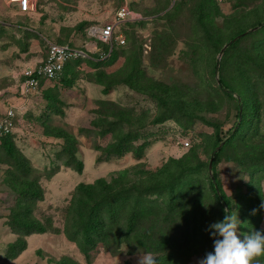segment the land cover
<instances>
[{"label": "rangeland", "instance_id": "1", "mask_svg": "<svg viewBox=\"0 0 264 264\" xmlns=\"http://www.w3.org/2000/svg\"><path fill=\"white\" fill-rule=\"evenodd\" d=\"M4 1L11 11L13 0ZM210 1L212 5L208 0H33L24 17L8 16L10 25L0 23V121L13 111L10 132L39 175L43 193L32 215L47 228L26 236V248L16 258H5L7 244L17 238L6 225L17 195L4 184L7 166L0 164V264H57L62 257L77 264H138L139 255L148 251L132 238L121 248L100 245L86 260L63 232L79 184H92L100 178L109 182L123 173L129 188L164 181L168 173L194 179L196 193L203 188L204 195L198 194L196 204L192 198L190 204L173 209L168 196H156L157 214L139 228L143 237L151 232L153 249L162 245L161 253L151 251L158 264H198L207 252L214 251L207 229L221 221L225 208L213 197L205 164L215 150L216 125H220L218 133L225 135L224 140L233 135V128L239 126V107L246 114L244 123L223 147L215 175L238 207L233 215L241 221L239 233L264 230V208H260L264 203V166L254 172L247 158L264 155V80L258 73H238L240 63L248 60L253 65L254 46L263 45L259 54L264 59V0ZM203 4L206 8L200 10ZM121 6L128 8L131 17L116 29V36L125 42L116 44L122 46L111 63L95 68L82 61L73 67L75 76L68 75L70 86L53 80L45 82L44 90L21 92L26 59L43 55L49 42L89 49L93 43L98 46L89 35L90 28L113 21ZM241 31L246 34L238 38L239 44L223 55L222 48ZM29 32H34L30 42L25 37ZM21 40L27 44H18ZM136 61L144 73L134 88L118 83L109 93H102V85L96 83L97 71L104 73L105 83L121 80ZM218 77L232 88L231 96L218 85ZM47 89L56 99H50L51 107L43 96ZM249 100L255 102L252 114L247 111ZM100 101L114 105L108 110L109 104ZM120 110L128 122L117 133L102 135L105 123L98 119L113 121L111 111L118 114ZM51 129L75 139L80 171L64 164L67 157L61 155V147L65 140L46 135ZM124 134H129L133 150L121 156L110 154L114 137ZM52 169L56 172L47 177L46 172ZM251 209L257 211L253 226L248 227ZM253 264H264V255L256 257Z\"/></svg>", "mask_w": 264, "mask_h": 264}, {"label": "trees", "instance_id": "2", "mask_svg": "<svg viewBox=\"0 0 264 264\" xmlns=\"http://www.w3.org/2000/svg\"><path fill=\"white\" fill-rule=\"evenodd\" d=\"M208 1V4L212 5V2L210 0ZM204 8H206V5L203 4L200 6V10ZM204 16H206L205 13L203 17ZM205 34L209 33L206 32ZM245 34L246 32L241 31L236 36H232L228 41V43L230 41L231 43L223 50L224 52L222 51L221 53L225 55L232 51L239 44L238 38ZM116 44H118V42L113 44L110 54L105 58L100 59L99 54L94 53L90 55L91 58H78L68 61L64 65L58 82L64 87L70 86L72 84V79L68 78V75H73V67L82 61H86L95 68L111 63L118 54V46H122ZM98 46L102 50H108L106 44L98 43ZM262 46L261 44L254 46L255 58L253 60V65H251L248 60L240 63L241 66L238 67V73L240 75L245 76L246 74L251 75L258 73L262 77V80H264V59L259 54ZM244 66L245 69H243ZM130 67L131 69L124 79H112V81L109 80L108 83H105L103 80L105 76L104 73L97 71L96 83L102 85V93H109L113 85L118 83H125L134 88L136 86L135 82H139L143 77L144 69L140 67V62L137 61L130 65ZM217 83L221 88L227 91L229 96L233 94L234 91L222 77L217 78ZM43 96L47 100V106L51 107V100L55 99V97L50 95V90H45ZM239 98H241L242 102V97L239 96ZM239 98L237 99L239 100ZM100 103L102 105L109 104L108 110H111L110 108L114 105L108 102L105 103V101H100ZM255 109V102L249 100V102H247V111H250L252 114ZM121 112L122 110L116 114L111 111L112 116L115 118L113 121L98 119V123H105V126L102 127L100 131L102 135L107 133L113 134L114 132L117 133L118 130L120 131L123 125L128 122L127 119H124V115H121ZM245 115L244 109L239 107L237 111V123L239 126L237 125L238 128H233V133L240 131L244 123ZM98 123L95 125L98 126ZM219 127L220 125H216L217 137L214 143L215 150L212 152L211 172L208 169L210 158L205 164V169H208L211 174L207 181L214 199L222 208H228L229 212L233 214L237 205L222 189L219 179L216 178L215 168L223 147L230 142L235 133L224 140L225 135L221 134V131L218 133ZM45 134L63 137L65 144L61 147V155L65 154V157H67L64 164L71 167L74 166V169L80 171L82 169V162L77 160L75 155V147L73 145L75 139L67 133L56 129L48 130ZM219 145L220 147L216 150ZM130 150L133 149L131 147L129 134L118 137L115 136L114 141L109 147V153L115 156H121ZM247 158H250L251 163L248 164V167H250L251 170L256 172L263 169L264 155L247 156ZM0 164H5L7 166L4 170V184L10 191L17 195L15 204L10 208L9 214L6 216V225L11 229L12 233L17 235V238L7 244L4 252L6 259H14L25 250L26 236L33 233H43L47 229L45 225L32 215V210L36 202L42 199L43 193L39 184V175L32 169L29 159L16 146L11 132L0 136ZM190 170L193 169L190 168ZM55 172L56 169L47 171L46 176L51 177ZM254 172L252 174H254ZM125 174H120L109 182L100 178L92 184H79L76 187L73 196V204L65 219L63 232L69 241L76 244L86 260L89 259L93 250L98 248V246H108V244H110L116 247L120 246L121 248L124 245H129L127 242L129 238H132L138 247L148 252L155 251L161 253L163 250L161 244H156L154 249L152 248L154 241H152V234L149 230L146 233L147 237H143L139 234V228L142 222L155 217L157 214L158 204L156 196H168L170 199L169 208L173 209L179 204H190L192 198L194 199V204H196L198 194L201 197L204 195L202 187L199 193H196L194 179L190 178L186 180V177L181 178L179 174L173 175L168 173V178L164 181L157 180L152 184H150L151 181H149L148 186H143L139 183L137 186H133V188H129L125 185ZM189 196L191 197L189 198ZM252 210L253 209H251L246 221L248 227H252L255 222V215L251 214ZM224 215L225 213L222 214L221 221ZM57 264L77 263L68 257H62Z\"/></svg>", "mask_w": 264, "mask_h": 264}, {"label": "built area", "instance_id": "3", "mask_svg": "<svg viewBox=\"0 0 264 264\" xmlns=\"http://www.w3.org/2000/svg\"><path fill=\"white\" fill-rule=\"evenodd\" d=\"M19 10L25 12L29 8V0H18ZM131 17V12L126 6L117 9L114 20L103 24L100 27L90 28L89 35L96 42L106 44L108 50H102L97 43L89 47H77L68 43L59 44L49 42L46 47L45 57L34 65L23 68L20 80L22 93L39 89L42 82L58 80L64 65L71 60L91 58V54L98 53L99 58H105L110 54L114 40L119 44L124 43L121 36H116V29L120 23L127 21ZM121 38V39H120ZM93 52V53H92ZM14 116L12 110L6 113V117L0 121V136L9 133L11 130V119ZM188 141L184 145L188 146Z\"/></svg>", "mask_w": 264, "mask_h": 264}, {"label": "clouds", "instance_id": "4", "mask_svg": "<svg viewBox=\"0 0 264 264\" xmlns=\"http://www.w3.org/2000/svg\"><path fill=\"white\" fill-rule=\"evenodd\" d=\"M264 208V203L260 205ZM222 221L208 226L213 237L214 251L207 252L198 264H253L256 257L264 255V230L239 233L241 221L228 208L223 209ZM253 209L251 214H256ZM242 237V238H241ZM138 264H158V258L151 252L139 255Z\"/></svg>", "mask_w": 264, "mask_h": 264}, {"label": "crops", "instance_id": "5", "mask_svg": "<svg viewBox=\"0 0 264 264\" xmlns=\"http://www.w3.org/2000/svg\"><path fill=\"white\" fill-rule=\"evenodd\" d=\"M13 3H11V11L9 10V5L7 3V1L5 2L4 0H0V23H7L9 24L8 22L10 21H7L8 20V16L14 18L16 17L17 15H19L20 17H24L28 11L30 10V8L32 7V3H33V0H29V8L27 11L25 12H22L19 10V6H18V0H13L12 1ZM6 24V25H7ZM10 25V24H9ZM12 26H15V27H18V28H22L19 23H13ZM32 31V30H31ZM34 32H29V33H26L25 34V37H28V42H30V40H32V38L34 37ZM24 45L25 42H23V40L21 41H18V44H22ZM27 44V43H25ZM31 47H29V49L27 50V52H31ZM23 50V54L26 56V49H22ZM45 57V53L43 55H40L39 57H34L35 59L33 58H30L29 60H25L26 61V64L24 67L26 66H29V65H34L36 63H38L39 61H41L42 59H44ZM44 85H45V82H42L41 85H40V89H43L44 88ZM44 90V89H43Z\"/></svg>", "mask_w": 264, "mask_h": 264}, {"label": "water", "instance_id": "6", "mask_svg": "<svg viewBox=\"0 0 264 264\" xmlns=\"http://www.w3.org/2000/svg\"><path fill=\"white\" fill-rule=\"evenodd\" d=\"M255 28H253V29H251L250 31H252V30H254ZM231 43V41L228 43V44H226L225 46H224V48H222V50H221V52L229 45ZM217 65H218V61H217ZM220 147V145L216 148V150H218V148ZM212 158H213V154L211 155V157H210V160H209V164H208V169H209V171L211 172V168H212Z\"/></svg>", "mask_w": 264, "mask_h": 264}]
</instances>
